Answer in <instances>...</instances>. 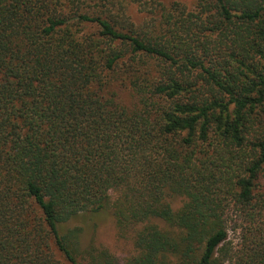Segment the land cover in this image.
Masks as SVG:
<instances>
[{
  "label": "trees",
  "instance_id": "16d2710c",
  "mask_svg": "<svg viewBox=\"0 0 264 264\" xmlns=\"http://www.w3.org/2000/svg\"><path fill=\"white\" fill-rule=\"evenodd\" d=\"M102 1L0 0V264H117L107 206L132 264H264V0Z\"/></svg>",
  "mask_w": 264,
  "mask_h": 264
},
{
  "label": "rangeland",
  "instance_id": "374dc122",
  "mask_svg": "<svg viewBox=\"0 0 264 264\" xmlns=\"http://www.w3.org/2000/svg\"><path fill=\"white\" fill-rule=\"evenodd\" d=\"M172 1L179 2L187 8H192L194 2V0H107L102 2H111L109 7L115 4L113 7L119 10L118 14L128 15L130 20L139 25L140 28L153 29L157 21L155 11L158 10L159 6L167 5ZM91 4H94V2H91ZM112 89L116 92V96L121 103L132 106L135 102L134 96L128 87L115 85ZM256 190L259 193L264 190L263 178H261ZM166 200L173 209H177L183 204L184 198L177 195H166ZM75 226L82 229L79 234L81 249L89 245L97 249L105 248L116 258L117 264H132L130 259L135 255L132 235L119 234L109 206L98 213L80 215L67 224V227Z\"/></svg>",
  "mask_w": 264,
  "mask_h": 264
}]
</instances>
